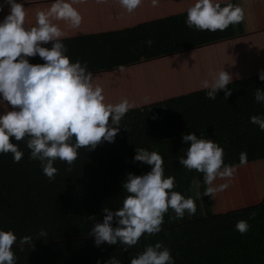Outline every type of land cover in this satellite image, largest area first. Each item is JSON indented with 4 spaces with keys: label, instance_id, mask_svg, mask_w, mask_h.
<instances>
[{
    "label": "crops",
    "instance_id": "0c3cea01",
    "mask_svg": "<svg viewBox=\"0 0 264 264\" xmlns=\"http://www.w3.org/2000/svg\"><path fill=\"white\" fill-rule=\"evenodd\" d=\"M84 1L74 4L83 18L78 28L65 21H53L64 32L66 55L72 62H87L94 85L103 90L105 103L127 99L132 107L119 125L114 142L103 141L92 150L79 149L70 172L66 163L56 160L58 174L54 181H49L38 160L29 159L30 150L24 141L10 138L24 156L14 163L11 153H0V229L12 230L18 240L30 235L33 244L93 236L90 232L95 223L103 222V209L116 211L123 206L127 174L151 171V165L133 161L136 148L157 151L163 157L165 178H175L173 190L185 198L192 197L197 206L195 215L185 213L179 220L172 219L175 214L170 209L162 227L261 202L264 131L250 123V117L264 116V103L254 98L256 89L264 91V81L259 79L264 70V0H216L221 6L238 5L245 13L240 24L216 32L186 25V10L196 0H158L155 7L152 0H142L131 14L114 7L112 12L123 19L109 28L93 22L99 10L109 11V7L90 6ZM17 2L24 5L26 24L31 27L35 26L36 12L47 10L54 0ZM0 6L2 22L10 7L6 0H0ZM85 14L91 16L90 22L85 21ZM128 15L133 19L126 22ZM148 40L152 41L151 46L146 43ZM28 60L44 63L38 54ZM223 69L233 76L227 86L232 94L225 100L224 90H220L216 99L210 100L201 87L202 81ZM6 110L10 106L0 104V114ZM191 132L221 146L224 163L236 167L230 181H214V185L229 183L214 197L203 195L206 186L202 173L188 171L179 163L191 143L184 142L182 134ZM241 152L247 153L245 165L239 163ZM193 181L197 187L189 191ZM112 226H118L115 220ZM41 229L46 230L47 237L38 236ZM13 252L17 257L15 264H44L46 259L49 264H80L62 248L54 257L48 250L28 245L23 251L13 245ZM89 257L100 259L99 264L109 261L100 256Z\"/></svg>",
    "mask_w": 264,
    "mask_h": 264
},
{
    "label": "clouds",
    "instance_id": "9594fccd",
    "mask_svg": "<svg viewBox=\"0 0 264 264\" xmlns=\"http://www.w3.org/2000/svg\"><path fill=\"white\" fill-rule=\"evenodd\" d=\"M80 0H54L47 10L36 12L35 26H27V13L22 3L6 0L9 13L0 22V104L10 110L0 114V153H11L13 162L19 163L24 156L17 143L24 141L30 150V160H38L49 181H54L58 169L54 162L60 160L68 165L67 171L78 158V150L94 149L103 141L114 142L126 113L132 105L127 99L119 103H105L100 86L94 85L93 74L87 62H72L66 55L67 47L62 42L64 32L53 21H65L72 28L82 23L80 12L74 4ZM105 0H97L104 3ZM128 13L134 12L142 0H119ZM158 0H152L155 7ZM3 6H0L2 10ZM186 25L199 31H225L230 25H238L245 19L242 7L233 4L221 6L216 0H196L187 8ZM51 43V48L45 47ZM151 46L152 41L146 42ZM39 55L43 64L30 63L28 57ZM264 81V70L259 73ZM233 76L224 69L213 73L211 79L202 81L206 96L215 100L218 91L224 90V99L232 94L227 86ZM255 101L264 103V91L256 89ZM250 123L264 131V116L253 115ZM125 130L128 128L125 126ZM184 142H191L186 157L179 163L188 171L203 174V195L214 197L229 187V183L214 185L217 178L230 181L236 167L224 163V149L210 139L198 138L195 133L182 134ZM133 161L151 165V171L143 175L127 174L123 189L127 196L123 206L116 211L104 208L103 222L95 223L90 234L96 246L102 243L114 245L119 242L127 248L137 245L142 235H155L162 230L164 216L171 209L172 219H183L185 213L195 215L197 206L192 197L185 198L174 191L173 176L165 178L163 157L157 151L136 148ZM247 153L241 152L239 163L247 164ZM197 187L193 181L189 191ZM118 226L113 227V221ZM250 225L240 220L236 230L245 234ZM41 229L39 237H47ZM13 245L20 251L24 246L33 247V238L24 235L17 239L12 230L0 229V264H15L17 257ZM107 264H121L112 257ZM130 264H175L170 250L161 242L148 245Z\"/></svg>",
    "mask_w": 264,
    "mask_h": 264
},
{
    "label": "trees",
    "instance_id": "16d2710c",
    "mask_svg": "<svg viewBox=\"0 0 264 264\" xmlns=\"http://www.w3.org/2000/svg\"><path fill=\"white\" fill-rule=\"evenodd\" d=\"M240 220L250 225L245 234L235 228ZM156 242L170 250L175 264H264V198L250 206L162 227L158 234L142 235L137 245L127 250L119 242L112 247L96 246L94 236L53 239L33 245L48 250L52 257L57 255L58 248L68 250L66 254L75 256L80 264H99L100 259L91 260L89 256L108 260L115 257L121 264H130L133 257ZM46 260L43 263L49 264Z\"/></svg>",
    "mask_w": 264,
    "mask_h": 264
},
{
    "label": "rangeland",
    "instance_id": "374dc122",
    "mask_svg": "<svg viewBox=\"0 0 264 264\" xmlns=\"http://www.w3.org/2000/svg\"><path fill=\"white\" fill-rule=\"evenodd\" d=\"M146 2V0L144 1ZM143 2V3H144ZM85 4H89L90 6H100L101 7H109V11H103V10H99L98 14L94 15L93 18V22L97 25V26H101L102 24H106L107 28L111 27L116 20L118 19H123L122 15H118L116 13L112 12V8L116 7V8H120V4H119V0H105L104 3H97L96 0H86L84 1ZM123 8V7H121ZM131 14V13H130ZM135 17V14H132ZM85 21L90 22L91 16L89 14H85ZM130 19H133V17H130L129 15L127 16V21L129 22Z\"/></svg>",
    "mask_w": 264,
    "mask_h": 264
}]
</instances>
